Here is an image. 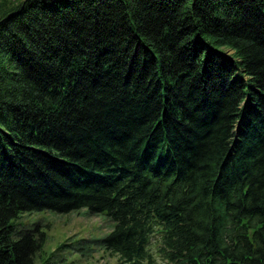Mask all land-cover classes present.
Segmentation results:
<instances>
[{
    "label": "trees",
    "instance_id": "1",
    "mask_svg": "<svg viewBox=\"0 0 264 264\" xmlns=\"http://www.w3.org/2000/svg\"><path fill=\"white\" fill-rule=\"evenodd\" d=\"M81 209L118 264H264V0H0V264Z\"/></svg>",
    "mask_w": 264,
    "mask_h": 264
},
{
    "label": "rangeland",
    "instance_id": "2",
    "mask_svg": "<svg viewBox=\"0 0 264 264\" xmlns=\"http://www.w3.org/2000/svg\"><path fill=\"white\" fill-rule=\"evenodd\" d=\"M15 222L21 227L39 224L46 232L47 240L37 256V264H118L117 256L97 242L113 228V221L104 213L90 215L85 209L66 213L42 210L26 212ZM159 242L157 237L152 238L150 248L157 264H166L157 252Z\"/></svg>",
    "mask_w": 264,
    "mask_h": 264
}]
</instances>
